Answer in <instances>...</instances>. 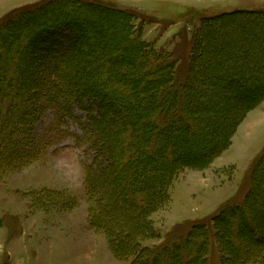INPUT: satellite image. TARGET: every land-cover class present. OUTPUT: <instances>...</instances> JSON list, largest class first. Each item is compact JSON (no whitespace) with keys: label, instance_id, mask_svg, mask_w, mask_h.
Returning a JSON list of instances; mask_svg holds the SVG:
<instances>
[{"label":"trees","instance_id":"1","mask_svg":"<svg viewBox=\"0 0 264 264\" xmlns=\"http://www.w3.org/2000/svg\"><path fill=\"white\" fill-rule=\"evenodd\" d=\"M132 20L131 14L109 5L82 0H53L39 8L15 10L4 18L0 23V175L37 161L56 139L64 138L60 126L74 120L83 136L72 135L88 142L95 152L85 179L91 202L89 223L107 235L116 258H133L131 264H264V227L259 222L264 217V148L243 203L228 204L185 233H169L160 245H143L156 236L152 217L170 203V188L179 173L207 166L227 150L246 113L264 101V72L251 75L246 67H238L226 72L227 78L208 92L214 96L230 87L228 99L220 106L223 110L233 109L232 98L240 100L219 136L211 135L210 126L203 123L205 109L212 110L214 104L218 108L217 103L193 102L201 93L196 82L207 79L210 72L199 68L211 54L210 36L236 22L260 28L264 11L205 18L181 78L176 75L179 59L175 52H158L142 41ZM102 21L121 30L120 44L113 48L98 45L108 34L87 25ZM95 44L94 49L88 48ZM123 45L131 47L128 57L121 56ZM100 53L114 60L119 57L113 66L117 80L129 77L137 84L111 92L96 83L106 70L92 74L93 79L78 74L83 63ZM224 72L216 71L218 76ZM145 89L149 93H143ZM141 97L147 102L145 108L130 113L122 110L121 105L132 108ZM201 103L210 106L201 108ZM76 108L85 114L84 121L75 114ZM48 110L53 112L56 128L37 144L34 127ZM213 124L221 126L222 121ZM119 180L141 191L118 188L113 182ZM117 189H122L121 195L129 196L130 191L133 199L123 228L111 217ZM257 204L260 208L255 212Z\"/></svg>","mask_w":264,"mask_h":264},{"label":"rangeland","instance_id":"2","mask_svg":"<svg viewBox=\"0 0 264 264\" xmlns=\"http://www.w3.org/2000/svg\"><path fill=\"white\" fill-rule=\"evenodd\" d=\"M52 1L0 0V23L15 10L39 8ZM82 1L106 4L131 14L137 37L158 52H175L179 59L175 65L178 78L187 71L189 57L205 18L235 11H264V0ZM113 24L93 22L87 28L108 34L98 45L113 48L120 44L121 33ZM246 25V21L236 22L232 28L211 35V54L199 64V68H207L210 72L207 79L196 82L201 93L193 102L199 104L202 100H209L217 103L218 108L214 104L212 110L205 109L207 115L203 116V123L210 126L211 135L219 136L224 131L236 114L240 100L232 98L231 101H235L233 109L223 110L220 106L228 99L230 87L214 96L209 95V90L215 88L216 82L227 78L226 72L236 71L238 67H246L247 74L251 75L264 72L261 62L264 52L259 51L264 49V25L260 28ZM95 46L88 45V48L94 49ZM130 49V46L123 45L121 56L128 57ZM118 58L114 60L102 53L97 54L82 64L84 68L79 69L78 74L93 79L92 74L106 70L104 78L97 79L96 83L111 92L137 84L138 81L129 77H119L117 80L113 66L120 61ZM218 69L225 70L222 76L216 73ZM67 76L65 74V79H68ZM148 90H143V93H149ZM111 99L119 102L116 97ZM146 106L145 98L141 97L137 104H132V108L127 105H121V108L125 113H130L132 110L137 112V107ZM199 106L205 108L210 105L201 103ZM74 112L85 120V114L78 108ZM217 120L222 121L221 126L213 124ZM77 123L67 120L61 125L65 133L61 136L64 138L56 139L37 161L20 170L0 175V264L132 263L133 258H116L107 235L89 223L91 202L85 193V179L87 166L92 163L95 152L88 142L78 141L72 135L83 136ZM55 126L53 112L48 110L35 124L36 143L45 141ZM263 148L264 101L246 113L227 150L207 166L189 167L179 173L170 188V203L152 217L156 236L145 240L143 245H160L169 233H185L192 224L207 221L228 204L243 203L252 188V172ZM23 153L24 150H21L19 156L22 157ZM152 172L157 173V170ZM106 183L104 181V185ZM113 184L136 191L133 188L135 185H128L124 180L114 181ZM122 189H117L118 193L114 195L111 217L123 228V223L129 219L127 211L131 210L133 199L128 189L129 196L121 195ZM254 207L255 212L260 208L259 204ZM259 222L264 227L263 216L259 217ZM2 233H6L5 239ZM216 256L214 254L213 261H216Z\"/></svg>","mask_w":264,"mask_h":264},{"label":"crops","instance_id":"3","mask_svg":"<svg viewBox=\"0 0 264 264\" xmlns=\"http://www.w3.org/2000/svg\"><path fill=\"white\" fill-rule=\"evenodd\" d=\"M262 103H263V102H262ZM262 103H261V104H262ZM261 104H260V105H261ZM260 105H259V106H260ZM261 107H262V106H261ZM16 211H17V212H20V211H18V210H16ZM17 212H16V213H17ZM0 234H1V233H0ZM2 234H3V233H2ZM2 236H3L2 238L5 239V238H6V237H5V236H6V233H4ZM15 246H16V245H15Z\"/></svg>","mask_w":264,"mask_h":264},{"label":"bare ground","instance_id":"4","mask_svg":"<svg viewBox=\"0 0 264 264\" xmlns=\"http://www.w3.org/2000/svg\"><path fill=\"white\" fill-rule=\"evenodd\" d=\"M244 28V27H243ZM257 30V29H256ZM244 31V30H243ZM263 31V30H262ZM264 33V32H263ZM263 35V34H262ZM245 38V37H244ZM264 38V37H263ZM238 40V39H237ZM252 41V40H251ZM263 43V42H262ZM256 48V47H255ZM259 50V49H258ZM227 69V68H226ZM81 88V87H80Z\"/></svg>","mask_w":264,"mask_h":264}]
</instances>
